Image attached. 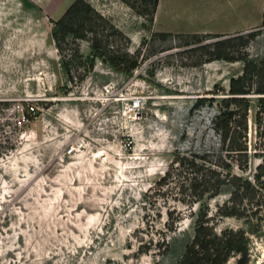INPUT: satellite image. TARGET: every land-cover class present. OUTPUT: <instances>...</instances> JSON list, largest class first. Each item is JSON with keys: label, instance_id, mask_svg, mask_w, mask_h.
Here are the masks:
<instances>
[{"label": "rangeland", "instance_id": "rangeland-1", "mask_svg": "<svg viewBox=\"0 0 264 264\" xmlns=\"http://www.w3.org/2000/svg\"><path fill=\"white\" fill-rule=\"evenodd\" d=\"M75 1L0 0V264H177L200 205L190 207L174 185L165 196L150 188L176 152L210 154L215 164L233 143L243 146L231 165L251 182L242 198L250 215L212 224L245 231L248 264H264V95L257 92L264 77L240 106L228 103L244 63L195 65L205 51H189L181 36L259 30L245 51L264 59V0H159L153 24L144 5L86 0L123 33L130 54H140L132 76L98 59L85 73L71 49H57L52 22ZM153 33L172 36L150 40ZM80 47L89 55L86 42ZM227 106L242 137H229L223 150L215 123ZM228 200L227 193L207 198L202 207L216 215ZM166 236L169 251L157 245Z\"/></svg>", "mask_w": 264, "mask_h": 264}, {"label": "trees", "instance_id": "trees-1", "mask_svg": "<svg viewBox=\"0 0 264 264\" xmlns=\"http://www.w3.org/2000/svg\"><path fill=\"white\" fill-rule=\"evenodd\" d=\"M122 1L134 10L138 4L144 5L146 7L142 12L144 17L149 24L154 23L159 0ZM52 25L50 36L57 49L63 53L65 48L71 49L74 55L80 57L85 64V73L94 70L97 59L109 65L113 70L124 72L128 76H132L140 68L138 61L140 54L136 56L138 51L131 55L126 49V39L123 33L86 0H76L58 21L52 22ZM261 27L264 28V7ZM260 34L261 32L256 30L210 38H207L209 35L201 34L181 36L186 39L187 47L193 46L189 51H205V54L195 65L208 61L229 63L241 61L244 63L243 74L230 80L228 92L232 98L227 100L228 103L240 106L245 97L250 94L254 79L264 77V59L258 60V58L250 57L245 51ZM171 36L170 33H153L150 40L167 39ZM209 39L219 40L208 41ZM237 41L239 42L238 50L235 46ZM82 42H86L90 49L87 56L81 52L80 43ZM257 92L264 95V88ZM204 102L203 99L198 100L195 107H199ZM228 106L220 110L215 123L222 132L223 150L229 137L237 135L242 137L241 129L232 126L236 112L229 111ZM29 108L31 110L28 109V112H35L34 106ZM261 108L264 111V98L261 100ZM28 119L24 116V121H28ZM237 148L241 149L243 146L239 144L235 146L233 143L231 152L224 156V160L219 158L215 164H212L210 154L192 152L189 155H183L176 152L163 178L150 188L151 195L165 196L168 189L174 185L179 190V196L186 197L187 200L184 199V201L189 203L190 207L197 203L200 205L194 235L185 245L184 252L177 264H227L233 257H239L237 264L249 263L250 242L245 231L218 230L212 224L217 216L242 219L250 215L242 204V198L249 195L251 182L236 174L231 165L234 155H236L235 151H241ZM226 193L229 195V200L215 211L216 215L210 213L208 208L202 207V202L207 198H218ZM175 210L176 208L166 212L167 220L164 226H168V231L173 222L172 213ZM253 215L254 213H251V216ZM159 218L162 220L161 214ZM162 243L159 242L157 245H163L162 247L168 251L172 249L168 236L162 240Z\"/></svg>", "mask_w": 264, "mask_h": 264}, {"label": "crops", "instance_id": "crops-1", "mask_svg": "<svg viewBox=\"0 0 264 264\" xmlns=\"http://www.w3.org/2000/svg\"><path fill=\"white\" fill-rule=\"evenodd\" d=\"M161 7H162V6H159L158 11H161V10H162ZM158 19H159V18H158ZM157 21H158V20H157Z\"/></svg>", "mask_w": 264, "mask_h": 264}]
</instances>
